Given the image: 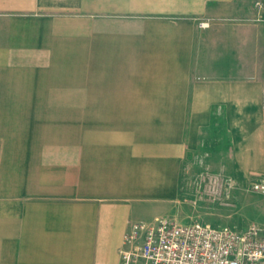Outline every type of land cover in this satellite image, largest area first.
I'll list each match as a JSON object with an SVG mask.
<instances>
[{"label":"crops","instance_id":"0c3cea01","mask_svg":"<svg viewBox=\"0 0 264 264\" xmlns=\"http://www.w3.org/2000/svg\"><path fill=\"white\" fill-rule=\"evenodd\" d=\"M262 14L255 0H0V264L118 263L129 223L181 208L203 151L230 196L264 203Z\"/></svg>","mask_w":264,"mask_h":264},{"label":"built area","instance_id":"2783aa9c","mask_svg":"<svg viewBox=\"0 0 264 264\" xmlns=\"http://www.w3.org/2000/svg\"><path fill=\"white\" fill-rule=\"evenodd\" d=\"M264 12V0H255ZM258 21L264 22V15ZM201 22L200 26H208ZM251 191L264 194V177ZM116 264H264V227L243 231L200 223L181 224L160 217L153 222H131Z\"/></svg>","mask_w":264,"mask_h":264},{"label":"rangeland","instance_id":"374dc122","mask_svg":"<svg viewBox=\"0 0 264 264\" xmlns=\"http://www.w3.org/2000/svg\"><path fill=\"white\" fill-rule=\"evenodd\" d=\"M206 150L207 148H203ZM203 158L190 168V184L178 205L174 217H167L178 223H193L196 221L214 225H227L233 230H244L252 225L263 226L257 220L264 219V215L255 214L249 207L264 205L261 200H254L248 195L239 198L231 195L232 184L226 172L217 169L208 161L209 153L203 151ZM248 194V193H247ZM259 194V193H258ZM217 221V223H216Z\"/></svg>","mask_w":264,"mask_h":264}]
</instances>
